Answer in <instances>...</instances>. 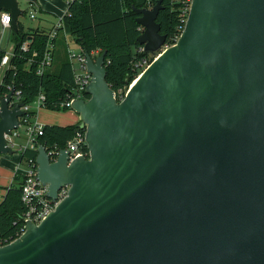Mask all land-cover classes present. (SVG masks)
<instances>
[{
    "label": "water",
    "instance_id": "1",
    "mask_svg": "<svg viewBox=\"0 0 264 264\" xmlns=\"http://www.w3.org/2000/svg\"><path fill=\"white\" fill-rule=\"evenodd\" d=\"M136 9L155 59L118 101L105 58L84 50L89 99L72 104L89 158L52 161L38 180L54 202L0 247V264H264V0H192L165 49L163 9ZM17 28V0H0ZM161 51V52H160ZM2 99L0 154L20 105Z\"/></svg>",
    "mask_w": 264,
    "mask_h": 264
},
{
    "label": "trees",
    "instance_id": "2",
    "mask_svg": "<svg viewBox=\"0 0 264 264\" xmlns=\"http://www.w3.org/2000/svg\"><path fill=\"white\" fill-rule=\"evenodd\" d=\"M184 1L162 2L163 9L156 22L161 27L160 33L167 36L165 46L173 45L177 41L179 29L184 26L180 17ZM156 2L157 0H74L63 17L64 27L59 30L54 40L53 63L41 76L36 73V65L29 64V59L36 52L35 62L40 60L47 48L49 36L41 27L26 30L24 24L18 20L17 28H12L14 55L10 68L5 72V83L21 89L27 103L32 102L42 89L47 98L48 110L67 111L60 103L74 88V68L69 57L71 37L80 49L88 51L93 58L106 52V80L120 101L147 67L139 66L142 61L147 59L150 64L155 59L154 55L150 57V54H146L138 42V37L144 31L137 23L139 14L135 8H148L149 3L155 5ZM40 11L44 12L42 9ZM24 42L29 43L27 52L21 50ZM4 54L5 51L0 50V62ZM86 98H90L87 93ZM76 129L75 124H46L39 143L48 148L64 149ZM37 155V152L27 151L24 157L35 158ZM15 179L19 181L20 177L15 175ZM4 189L5 194L0 200V240L11 242L18 237L20 220L26 207L22 202L21 186L18 182Z\"/></svg>",
    "mask_w": 264,
    "mask_h": 264
},
{
    "label": "built area",
    "instance_id": "3",
    "mask_svg": "<svg viewBox=\"0 0 264 264\" xmlns=\"http://www.w3.org/2000/svg\"><path fill=\"white\" fill-rule=\"evenodd\" d=\"M31 7H39L38 0H28ZM74 0H65L67 5V10L63 15H59L56 18L55 22H50L47 20H42L43 23L48 24L49 31L45 30L44 26L41 27L49 36L48 45L41 56L40 60L35 62V58L37 53H33V57L29 59L30 65H36V73L37 75L41 76L43 73L51 67L53 63V50H54V40L57 38L59 30L64 27L63 17L67 13L70 3ZM192 0H185L184 7L180 14L181 22L184 24L183 27H180L179 31L181 35L186 21L189 16L190 8H191ZM154 5L149 3L147 9H152ZM23 14V12H22ZM31 19H35L37 17V11L35 8L29 13ZM19 20V17H18ZM13 28L12 27V14L9 11H0V28ZM143 28V27H142ZM144 31V28H143ZM177 36V39L179 38ZM68 37V36H67ZM169 45H166L168 47ZM14 47V46H13ZM12 47L11 52L5 51L1 62H0V70L5 69V72L10 68L11 58L14 55V48ZM2 50V49H0ZM21 50L23 52L29 51V43L24 42ZM69 57L73 63L74 68V88L70 93L67 94L66 98L60 103L62 108H67L68 111L74 112L76 119L73 124L77 125V129L75 130L74 136L67 141L65 150L69 153V161L74 159H78L81 157L89 158V150L86 142V126L79 127L80 124V117L79 115L73 110L72 104L75 100L84 99L86 98V88L90 84L92 79V74L88 72L86 66V58L84 56V50L80 49V52L77 53L75 51L69 50ZM150 65L148 64L147 59L143 60L139 66ZM145 70V69H144ZM5 72L3 79L0 83V111L2 110L1 101L2 99L6 98L9 93L14 89L13 95L9 101V108H14L20 105V110L24 112L23 115L18 117L19 125L17 128L13 129L10 133L5 134V139L7 141L8 146L13 150L14 153H19L20 161L19 165L16 168L13 176V182L19 183L21 186V198L22 202L25 204V212L20 220L21 227L18 232V237H20L26 231L27 221L25 219H29L31 223L36 225L40 224L47 215L54 211L56 205L60 200H62L68 191V187L62 188L58 193V200L56 202L52 201L47 196L48 188L47 186L43 185L37 177V163L36 158L33 157H24V154L27 151H33L38 153L39 146V137L43 135L44 128L46 124L41 120V113L43 110H48L46 108L47 98L45 93L40 90L36 98L27 103L24 101L23 93L21 89H17L14 86L7 85L4 81ZM2 89H6V91H1ZM126 95V94H125ZM117 96V95H116ZM125 97V96H124ZM123 97V98H124ZM122 98V99H123ZM121 99V100H122ZM120 100V101H121ZM46 147V146H45ZM50 159L52 161H56L60 151L63 148L46 147ZM2 155L0 154V165L2 163ZM21 164L25 165V168H21ZM15 175L20 177L19 181L15 179ZM17 237V238H18ZM16 238V239H17ZM15 240V239H14ZM12 240V241H14ZM11 241V242H12ZM10 242H3L0 240V247L9 244Z\"/></svg>",
    "mask_w": 264,
    "mask_h": 264
},
{
    "label": "rangeland",
    "instance_id": "4",
    "mask_svg": "<svg viewBox=\"0 0 264 264\" xmlns=\"http://www.w3.org/2000/svg\"><path fill=\"white\" fill-rule=\"evenodd\" d=\"M18 6L22 10L23 14L19 16V21L22 22L26 28V30H29L31 28H36L39 26H44L45 30L49 31V26L47 23H43L42 20H47L50 22H55L56 17L51 14H46L45 12H41L40 10H46V8H52L49 7L45 0H39V4L41 7H31L28 0H17ZM57 5L62 9L64 7L63 0H54ZM35 8L37 11V17L35 19H31L29 16V13ZM53 9V8H52ZM44 10V11H45ZM60 10V9H59ZM70 45L69 50L75 51L77 53L80 52V47L69 37ZM13 47V30L11 28H0V49L11 52ZM165 49V48H164ZM163 51V50H162ZM151 57V55H150ZM5 69L0 70V83L3 79ZM41 120L53 125H61V126H67L72 125L76 119V116L74 112L72 111H61V112H54L50 110H43L41 113ZM19 153L14 154H3L2 155V165L5 163L8 164L11 162L12 159H18ZM21 168H25L24 164H21ZM11 172L8 170H5V168L0 167V187L5 188L11 183Z\"/></svg>",
    "mask_w": 264,
    "mask_h": 264
},
{
    "label": "crops",
    "instance_id": "5",
    "mask_svg": "<svg viewBox=\"0 0 264 264\" xmlns=\"http://www.w3.org/2000/svg\"><path fill=\"white\" fill-rule=\"evenodd\" d=\"M46 1V3L47 4H49L48 6L49 7H52V8H46V10L44 11L46 14H51V15H53V16H55V17H57V16H59V15H63L64 13H65V11L67 10V5H66V3H65V0H63L62 2H63V5H64V7L61 9L58 5H57V3L54 1V0H45ZM38 4H39V0H38ZM39 7H41V5L39 4ZM42 8V7H41ZM60 9V10H59ZM42 117V116H41ZM44 122V121H43ZM45 124H48V123H46V122H44ZM54 125V124H53ZM20 156L18 157V159H12L11 160V162H9L8 164H4V165H2V163H1V165H0V167H3V168H5V170H8V171H10L11 172V183H10V185L12 184V182H13V176H14V172H15V170H16V168L18 167V165H19V161H20ZM9 186V185H8ZM5 194V189L4 188H1L0 187V200L2 199V197H3V195Z\"/></svg>",
    "mask_w": 264,
    "mask_h": 264
}]
</instances>
